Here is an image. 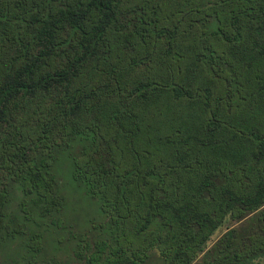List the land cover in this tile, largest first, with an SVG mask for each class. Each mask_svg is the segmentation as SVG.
I'll use <instances>...</instances> for the list:
<instances>
[{
  "label": "trees",
  "instance_id": "trees-1",
  "mask_svg": "<svg viewBox=\"0 0 264 264\" xmlns=\"http://www.w3.org/2000/svg\"><path fill=\"white\" fill-rule=\"evenodd\" d=\"M258 258L264 0H0V264Z\"/></svg>",
  "mask_w": 264,
  "mask_h": 264
},
{
  "label": "rangeland",
  "instance_id": "rangeland-1",
  "mask_svg": "<svg viewBox=\"0 0 264 264\" xmlns=\"http://www.w3.org/2000/svg\"><path fill=\"white\" fill-rule=\"evenodd\" d=\"M228 222H224L221 226H219L215 232L213 233V235L211 236V239L209 241V243L214 239L216 238L223 230L226 226H228ZM256 263L257 264H264V258H258L256 259Z\"/></svg>",
  "mask_w": 264,
  "mask_h": 264
}]
</instances>
